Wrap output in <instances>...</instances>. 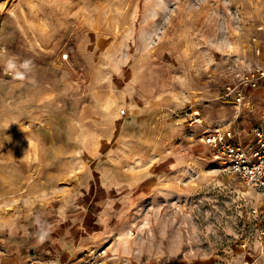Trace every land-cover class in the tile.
<instances>
[{
  "label": "rangeland",
  "instance_id": "rangeland-1",
  "mask_svg": "<svg viewBox=\"0 0 264 264\" xmlns=\"http://www.w3.org/2000/svg\"><path fill=\"white\" fill-rule=\"evenodd\" d=\"M257 67L264 0H0V264H264L261 197L197 138L251 143L264 95H224Z\"/></svg>",
  "mask_w": 264,
  "mask_h": 264
},
{
  "label": "built area",
  "instance_id": "built-area-1",
  "mask_svg": "<svg viewBox=\"0 0 264 264\" xmlns=\"http://www.w3.org/2000/svg\"><path fill=\"white\" fill-rule=\"evenodd\" d=\"M64 57L67 58L68 55L65 54ZM235 76L237 82L226 87L225 99L237 105L240 111L250 114L255 111L257 103L250 90L264 86V67L240 69L236 71ZM186 116L191 117V124L204 123L199 111L189 112ZM261 119L252 125L250 132L253 139L248 145L238 140L239 136L234 128L224 125L205 128L197 138L212 149L213 160L220 164L225 173L239 176L246 185L254 188L261 197L260 206L253 209L254 213L264 214V113ZM261 235L264 236V230ZM242 250L246 257L244 264L261 263V256L254 253L246 240L242 243ZM106 255V248H98L84 256L80 264H102Z\"/></svg>",
  "mask_w": 264,
  "mask_h": 264
},
{
  "label": "crops",
  "instance_id": "crops-1",
  "mask_svg": "<svg viewBox=\"0 0 264 264\" xmlns=\"http://www.w3.org/2000/svg\"><path fill=\"white\" fill-rule=\"evenodd\" d=\"M262 89H263V88L260 87V88H258V89H256V90H250V92H251L252 94H254V96H255L256 99H258V98H260L261 96L264 95V92H263ZM254 113H256V112H254ZM256 117H257V116H256ZM259 117H260V115H259ZM0 258H1V261H3V260L6 259V257L3 256V254L0 255Z\"/></svg>",
  "mask_w": 264,
  "mask_h": 264
},
{
  "label": "clouds",
  "instance_id": "clouds-1",
  "mask_svg": "<svg viewBox=\"0 0 264 264\" xmlns=\"http://www.w3.org/2000/svg\"><path fill=\"white\" fill-rule=\"evenodd\" d=\"M29 63H30L29 61H25V62H24L25 66L28 65ZM19 78L23 79V76H20ZM47 235H48L47 232H43V231H42V232L40 233L39 237H38L37 242H38V243H43V242L47 239Z\"/></svg>",
  "mask_w": 264,
  "mask_h": 264
}]
</instances>
